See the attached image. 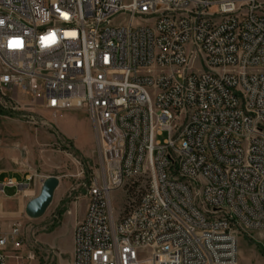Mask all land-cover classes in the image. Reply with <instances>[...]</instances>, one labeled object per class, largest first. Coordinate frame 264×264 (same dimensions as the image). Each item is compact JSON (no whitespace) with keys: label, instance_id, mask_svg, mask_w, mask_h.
Segmentation results:
<instances>
[{"label":"built area","instance_id":"obj_1","mask_svg":"<svg viewBox=\"0 0 264 264\" xmlns=\"http://www.w3.org/2000/svg\"><path fill=\"white\" fill-rule=\"evenodd\" d=\"M18 90L94 125L71 264H239L240 230L264 232V0H0L3 108ZM4 212L0 264L24 242Z\"/></svg>","mask_w":264,"mask_h":264},{"label":"rangeland","instance_id":"obj_2","mask_svg":"<svg viewBox=\"0 0 264 264\" xmlns=\"http://www.w3.org/2000/svg\"><path fill=\"white\" fill-rule=\"evenodd\" d=\"M17 96L33 99L21 90ZM29 104H15L13 110L0 102V173H5L0 182L12 177L27 183L20 195L17 188H6L3 194L4 216L19 225L24 240L19 251L9 250L8 264H64L72 234L87 210V188L99 169L95 129L84 108L65 111L55 119L40 107V99L32 107ZM52 177L59 186L51 205L43 216L29 217L28 203L39 197L44 182ZM144 186L140 180L126 191L113 192L116 213L136 202ZM3 222L9 230L7 221ZM29 253L34 261L26 259ZM238 263L264 264V232L240 230Z\"/></svg>","mask_w":264,"mask_h":264},{"label":"water","instance_id":"obj_3","mask_svg":"<svg viewBox=\"0 0 264 264\" xmlns=\"http://www.w3.org/2000/svg\"><path fill=\"white\" fill-rule=\"evenodd\" d=\"M58 186L59 181L57 178L52 177L47 179L43 184L39 197L28 203L26 207L27 215L31 218L43 216L51 205Z\"/></svg>","mask_w":264,"mask_h":264},{"label":"crops","instance_id":"obj_4","mask_svg":"<svg viewBox=\"0 0 264 264\" xmlns=\"http://www.w3.org/2000/svg\"><path fill=\"white\" fill-rule=\"evenodd\" d=\"M25 96H27L25 93H23ZM11 96L14 98L13 99V101H14V103H18L19 105L20 104H22L23 102H26V101H30V104L29 105H31V106H29V107H32V104H33V99H20V98H18V96H17V92H13L12 94H11ZM40 101L43 103V100L42 99H40ZM26 105V104H25ZM28 105V104H27ZM26 105V106H27ZM45 110V109H44ZM5 173L4 172H2V173H0V176L1 175H4ZM23 177V176H22ZM8 179H13L12 177H6L5 178V180L3 181V182H0V183H4V182H6ZM23 179H24V177H23ZM18 184H20V185H22L23 187H25V186H27V183H24V182H20V181H17L16 179H14ZM6 189V188H5ZM20 193H21V191L19 192V195H20ZM5 202H6V198L5 197H3V195L2 196H0V203L2 204V206L5 208ZM85 214H86V211L83 213V215H82V219H81V221L83 220V218L85 217ZM77 226V225H76ZM72 244L70 245V247H69V250L66 252V254H67V258L65 259V263L64 264H71L72 262H73V258H74V233L72 234Z\"/></svg>","mask_w":264,"mask_h":264}]
</instances>
